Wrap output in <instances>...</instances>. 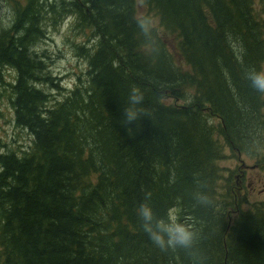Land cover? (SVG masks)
Segmentation results:
<instances>
[{"label": "trees", "instance_id": "16d2710c", "mask_svg": "<svg viewBox=\"0 0 264 264\" xmlns=\"http://www.w3.org/2000/svg\"><path fill=\"white\" fill-rule=\"evenodd\" d=\"M26 1L0 31L32 135L0 152V264H264V203L242 207L218 166L251 142L264 169V0H143L160 29L135 0H61L49 18ZM67 15L80 55L98 40L72 88L31 50Z\"/></svg>", "mask_w": 264, "mask_h": 264}, {"label": "rangeland", "instance_id": "374dc122", "mask_svg": "<svg viewBox=\"0 0 264 264\" xmlns=\"http://www.w3.org/2000/svg\"><path fill=\"white\" fill-rule=\"evenodd\" d=\"M65 1V0H63ZM69 1V0H67ZM26 0H0V11H6L4 15L0 12V31L2 28L1 23L5 24L8 19V13L11 11L12 15L15 14L18 7L26 5ZM41 9V16L47 18L54 15L53 12L49 11L50 4H55L56 11L59 8V12L63 13V9L60 8L61 0H39ZM136 15L149 16V23L159 28V19L153 12L148 11L147 4L143 3V0H135ZM45 7V8H44ZM11 8L15 9V12ZM2 21V22H1ZM75 25V17L70 15L65 16L62 20H59L56 26L50 25L54 32L49 33V37L38 40L32 47V52L46 59V66L53 71L57 77H63L61 84L64 87L72 88L77 82V74L81 73L86 68V60L88 53H91L93 49L97 47V37L91 36L86 37L84 42H79L80 46H83L86 52H82L83 56L80 55V50L76 45L78 42L74 41L72 36V28ZM173 43L169 45L170 52L172 53V60L177 57L174 52ZM84 67L81 69V67ZM15 72L7 71L4 78L0 79V152L6 150H17L23 152L28 149L32 142V135L29 129L17 127L14 121V108L12 105L13 89L9 85L10 82L14 81ZM188 92V91H187ZM190 93V92H188ZM62 96H56L52 102L61 100ZM262 143L257 148L259 154L264 155V135H262ZM244 149L241 152H233L227 146L224 148V158L218 161V166L221 168L222 173L225 175L230 171H234L240 179L241 186L237 188L234 184V190H239L241 197L242 207H248L244 203V199L250 204L259 205L264 203V169L257 167L254 162L258 158L251 157V155H257L255 152L256 145L249 142L243 145ZM234 177V178H235ZM237 182V180H236ZM238 182V185L240 184ZM256 207L253 206V209Z\"/></svg>", "mask_w": 264, "mask_h": 264}, {"label": "bare ground", "instance_id": "6f19581e", "mask_svg": "<svg viewBox=\"0 0 264 264\" xmlns=\"http://www.w3.org/2000/svg\"><path fill=\"white\" fill-rule=\"evenodd\" d=\"M128 241H129V238H128Z\"/></svg>", "mask_w": 264, "mask_h": 264}]
</instances>
